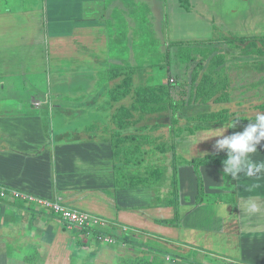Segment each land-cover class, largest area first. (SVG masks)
<instances>
[{
    "label": "crops",
    "instance_id": "obj_1",
    "mask_svg": "<svg viewBox=\"0 0 264 264\" xmlns=\"http://www.w3.org/2000/svg\"><path fill=\"white\" fill-rule=\"evenodd\" d=\"M132 5L133 0H0V186L41 198L60 196L72 207L105 217L106 228L114 227L117 234L131 231L146 245L163 247L176 257L174 264L214 260L264 264V169L252 177L242 173L233 179L224 175L223 164H202L197 173L190 163L218 152L215 144L223 137L209 135L217 134L223 125L236 122L224 132L228 136L255 123L262 113L254 108L255 102L232 96L219 102L191 100L192 76L203 72L196 65L200 56L185 65L174 52V74L187 80L189 103L172 112L136 107L126 111L128 119L125 115L122 122L113 120L116 106L111 90L123 80L127 85V73L133 74L136 86L150 80L149 61L137 52L145 40L136 20L134 25ZM199 43L201 48H212L210 43ZM50 50L60 66L59 90H53L40 76L44 70L37 68ZM231 64L227 60L222 67L220 77L226 86L231 82ZM113 66L128 68L109 73ZM176 92L175 99L186 98ZM132 99L133 92L120 103L130 104ZM216 103L219 107L212 108ZM220 109H229L235 120L213 126L193 116ZM174 114L177 121L172 120ZM54 116L61 122L56 126ZM115 129L136 138L128 145L140 144L147 151L146 161L160 164V169L166 166L164 176L156 175L158 180L152 185L118 187L108 139ZM251 159L264 163V141ZM122 173L148 176L146 170L128 166ZM173 176L180 221L166 225L160 221L176 215L174 206L161 204ZM199 178L205 194L201 203L197 202ZM44 210L41 205H23L12 196H0V264H47L51 238L64 229ZM69 231L74 236V229ZM61 233L58 242L67 250L68 236ZM120 243L116 241L112 250L118 252ZM125 244L128 249H143ZM35 247L37 261L28 262L29 251ZM78 248L76 243L70 254ZM102 252L99 257L104 259L107 254Z\"/></svg>",
    "mask_w": 264,
    "mask_h": 264
},
{
    "label": "rangeland",
    "instance_id": "obj_2",
    "mask_svg": "<svg viewBox=\"0 0 264 264\" xmlns=\"http://www.w3.org/2000/svg\"><path fill=\"white\" fill-rule=\"evenodd\" d=\"M188 1L191 5L190 10L186 8L185 3L181 0H133L132 16L134 17V25L136 24L135 20L137 22L138 18H142V15L143 20L148 21L149 19L150 23L148 25L144 20L145 23L141 26L142 32L151 34L145 40V45L143 44L142 48L137 49L138 56L142 52V56H146L145 58L149 61L147 64H153V66H149L150 71L153 72L150 74V79L158 76L159 72L162 74L161 68L159 70L157 65L163 63L169 85L176 87L175 90L180 91L183 97L187 99L189 91L187 80L178 79L174 74L173 62L175 57L173 58V53L177 52L180 55L181 52L179 46L174 45L172 47L170 44L176 41H205L210 43L212 48L217 51L227 54V59L232 61V71H230L232 74L229 77L231 82L229 84L227 82L229 97L232 96L234 100L244 98L248 103L254 104L255 102V105L264 104V50L259 49V47H264V39L260 38L257 45H252L233 43L226 37L228 33L252 37L264 35V0ZM143 11H146L148 18L145 17ZM193 45L199 47L200 43ZM165 52H168L166 56L164 55ZM163 57L165 58L163 59ZM178 58L180 57L178 56ZM39 64L43 63L40 62ZM37 68L39 71L44 70V72H40V76L52 84L53 90H59L61 87L59 79L60 66L55 63L53 51H48L45 63ZM216 107H219L218 103L212 108L217 109ZM230 107L232 109L236 108L235 106ZM259 109L264 113V109ZM231 113L233 114V112ZM52 119H54V122H52L55 126L61 123L56 116ZM46 209L44 211L48 212L49 208ZM60 231L63 233L59 232L57 236L60 233L63 237L68 236L65 239V242H68L66 244L68 251L60 247L62 243L58 242L57 232L54 233L51 238L52 256L50 255L48 258L47 264H70V253L74 250L76 238L71 235L69 230L63 231L60 228ZM89 244H93L92 247L95 250L88 249V251L85 249L84 252H81L83 249L79 247L77 251L79 254L82 253L84 257L78 256V264H82L84 258H89L91 264H117L115 254L117 256L120 253L129 255L142 253L139 249H128L123 242L120 243L121 250L119 249L118 252L112 250L115 242L112 244L105 242H92ZM162 250L165 249L162 247ZM102 251L107 254L104 259L99 257V254L103 253ZM95 252L99 253L94 256Z\"/></svg>",
    "mask_w": 264,
    "mask_h": 264
},
{
    "label": "trees",
    "instance_id": "obj_3",
    "mask_svg": "<svg viewBox=\"0 0 264 264\" xmlns=\"http://www.w3.org/2000/svg\"><path fill=\"white\" fill-rule=\"evenodd\" d=\"M185 3L186 8L190 9V3L188 0H181ZM140 12V11H139ZM145 14V17L148 18V15L146 11H143ZM145 20V19H144ZM142 18H138L137 25L138 30L139 27H141L145 22ZM148 25V21L145 20ZM138 32V31H137ZM151 33H145L142 32V38L144 40L147 39L148 36H150ZM227 35V34H226ZM153 37V36H152ZM228 40H230L233 43L238 44H252L257 45L258 40L264 39V35L262 36H247V35H234L231 33H228L226 36ZM143 40V41H144ZM140 42L138 38V43ZM145 42V41H144ZM143 42V43H144ZM201 42V41H200ZM205 42V41H204ZM213 42V41H211ZM199 41H176L171 43L170 45L173 47L174 45L179 46L180 49V59L182 60V63L185 65H188L190 60L195 61L198 56H200L199 61L196 63L197 67H199L202 72L201 76H198V73H194L192 76L193 79V88H192V99L196 98L197 101L200 102H210V101H223L226 100V98L229 97V92L227 91V86L225 85V81L220 77L222 73V67L227 62V56L223 52L217 51L215 48H201L196 47V45ZM258 47V46H257ZM182 49V50H181ZM260 50H264V47H259ZM168 54V52H165V56ZM189 57H191L189 59ZM165 58V57H163ZM195 65V66H196ZM149 66H153V64H149ZM128 68L127 66L119 67V66H113L109 73H113L115 71H118L120 69L125 70ZM134 68V67H130ZM157 68H161L162 74L159 72L154 78H151L149 82L146 85H135L133 82V74L127 73L128 78H126L127 85L125 81H121L115 88L111 90L112 93V101L113 104L116 106L114 114H113V120L116 121V123H119L125 115H127L128 119V112L127 110L130 109V111L134 110L136 107H149L150 112L155 111H164V110H171L177 111L178 108L181 110L187 105L186 102H188L189 98L186 100L185 98H181V100L175 99L174 92H176V87L170 86L169 81H165L166 78L165 75V67L163 63H159L157 65ZM160 70V69H159ZM200 72V71H199ZM124 74L125 72H120ZM153 72L150 71V74ZM153 76V75H151ZM198 76V78H197ZM133 92V99L130 104H123L120 103L128 94ZM190 100V101H191ZM189 103V102H188ZM180 105V106H179ZM255 107L264 109V104L255 105ZM131 116L134 117V113L131 114ZM202 122H206L208 124H212L213 126H220L223 124H226L229 121L235 120L233 118V114L228 109H220L218 111H211V112H201L196 115ZM192 115L189 116V118L193 117ZM124 120V118H123ZM122 120V121H123ZM177 121L178 117L173 115V119ZM121 121V122H122ZM150 128V125H149ZM123 129H115L112 132L111 137H109V141L112 142V148H113V159H114V166L116 171V183L118 187L121 188H127V187H136V186H145L147 184L152 185V183L156 182L158 179L156 178V175L159 177H163L164 173L166 171V166H164L162 169L161 165L158 163H154L153 161L149 160L146 161L144 159L147 151H144L142 149V146L140 144H135L132 146L128 145V142L133 141V139H136L135 137L129 136L127 134H124L122 132ZM149 140H151L149 138ZM135 141V140H134ZM165 148V147H164ZM161 149V148H160ZM163 150V149H161ZM141 152H143V156L141 158ZM163 153H167L163 150ZM227 158L226 151H218L212 154L205 155L204 157L193 159L190 161V163L194 164L198 173L199 166L202 164H208V163H218L223 164V161ZM128 166L129 168L135 169H143L146 170L148 173L147 178H143L141 174H135V175H123V169L124 167ZM176 169V168H175ZM158 172V173H157ZM199 175V174H198ZM155 177V178H154ZM200 177V175H199ZM154 178V179H153ZM200 180V189L199 194L197 196V202L201 203L204 198L205 194L203 191V185L201 178ZM171 188L168 191L167 195L163 197L162 205H169L174 206L176 208V215L173 219H165L160 221L163 224L166 225H177L180 221L178 206H177V179L176 177L171 178ZM8 187V186H7ZM29 193V192H28ZM7 196H11L8 194ZM16 201H19V203H23V205L31 204L35 207L40 206V204L36 202H29L25 201L19 198H14ZM41 207L45 208V206ZM48 213L52 217H56L59 222L62 224V228L64 230H69L65 223L62 222L61 218L55 214L51 209L48 210ZM109 225V224H108ZM106 225V226H108ZM106 226L99 227H92V228H84V227H76L74 228L73 234L77 238V247H80V249L84 247H92L93 244H89L91 240L93 243L96 242H103L98 239V234L108 235L113 237L116 241H121L123 243H131L134 246L142 247L143 249H139L140 252L137 255H129L125 253H120L116 257L117 264H174V262L177 260L176 257H173L171 255V259H167L166 256L168 255L165 250H162V248L156 247V244H145L144 242L140 241L139 234H136L131 231H120V234H117L114 227L106 228ZM115 241V242H116ZM104 243V242H103ZM145 246V248L143 247ZM13 245L8 248L9 252L13 250ZM133 249V248H131ZM92 250H95L92 248ZM37 254L38 250L37 247L29 251L27 261L31 263H35L37 261ZM84 254V253H83ZM78 256L84 257V255L79 254L77 250H75L70 255V264H78L77 258ZM83 264H91V261H89V258H84ZM209 264H226L222 263L218 260H214L210 262Z\"/></svg>",
    "mask_w": 264,
    "mask_h": 264
},
{
    "label": "clouds",
    "instance_id": "obj_4",
    "mask_svg": "<svg viewBox=\"0 0 264 264\" xmlns=\"http://www.w3.org/2000/svg\"><path fill=\"white\" fill-rule=\"evenodd\" d=\"M236 122L223 125L220 131L209 137H223L216 141L218 151H226L227 158L223 161L224 175L237 179L242 173L252 177L257 171L264 169V163H255L251 154L257 152V146L264 141V113L257 114L255 123H249L242 132H234L225 136L227 129L234 128ZM256 206L252 205V211Z\"/></svg>",
    "mask_w": 264,
    "mask_h": 264
},
{
    "label": "built area",
    "instance_id": "obj_5",
    "mask_svg": "<svg viewBox=\"0 0 264 264\" xmlns=\"http://www.w3.org/2000/svg\"><path fill=\"white\" fill-rule=\"evenodd\" d=\"M36 104H39V102ZM8 194L14 198H19L29 202H36L51 209L61 218L62 222L66 224L69 230H72L76 227H84L88 229L92 227L105 226L109 222L105 217L96 213L68 205L60 196L55 197L54 199H47L38 197L28 192L11 189L7 186H0V196L5 197ZM97 237L99 240L109 244H112L116 241L113 237L108 235L98 234ZM166 258L169 260L171 259V256L167 255ZM187 264L196 263L189 262Z\"/></svg>",
    "mask_w": 264,
    "mask_h": 264
}]
</instances>
